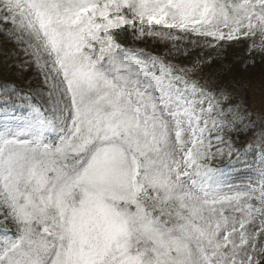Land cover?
Wrapping results in <instances>:
<instances>
[{
    "label": "snow or ice",
    "instance_id": "obj_1",
    "mask_svg": "<svg viewBox=\"0 0 264 264\" xmlns=\"http://www.w3.org/2000/svg\"><path fill=\"white\" fill-rule=\"evenodd\" d=\"M0 35L42 80L0 82V264H264V109L122 42L264 58V0H0Z\"/></svg>",
    "mask_w": 264,
    "mask_h": 264
},
{
    "label": "rangeland",
    "instance_id": "obj_2",
    "mask_svg": "<svg viewBox=\"0 0 264 264\" xmlns=\"http://www.w3.org/2000/svg\"><path fill=\"white\" fill-rule=\"evenodd\" d=\"M3 40L8 43L10 53L17 59L16 67L19 83L25 86L28 92L34 91L42 84L37 69L34 65L25 63L28 58L23 55L15 44L9 43L4 36ZM176 43L178 47L173 48V42L171 41L165 42L149 37H145L141 41H134L130 35L124 42L126 46L140 48L145 52H153L155 53L154 55H159L165 59H171L184 67L192 68L195 65L196 71L202 68H208L211 64L216 63L220 68L214 70L226 72L223 79V84L225 85L232 83L234 79L248 77L256 70L255 64L258 63L260 59H264L259 53H249L248 49L251 41L244 38L240 41L221 42L224 47L221 48L217 46L216 49L206 48L203 45L196 46L188 42ZM237 53H242V55L238 56ZM230 58L236 62V65L233 67H231L232 65L229 63ZM251 159L252 158L249 156V163ZM246 171L247 167L244 161H241L229 170L227 178L234 182L243 180V174Z\"/></svg>",
    "mask_w": 264,
    "mask_h": 264
},
{
    "label": "trees",
    "instance_id": "obj_3",
    "mask_svg": "<svg viewBox=\"0 0 264 264\" xmlns=\"http://www.w3.org/2000/svg\"><path fill=\"white\" fill-rule=\"evenodd\" d=\"M15 62L16 59L9 53L7 44L2 40L0 35V82L14 83L18 89L27 93L26 88L18 81ZM230 64H234V62L231 61ZM259 64L257 67L261 71V65H264V62H260ZM197 73L206 79L218 82L222 86L225 85L223 84L224 75H226L224 71H213L212 69L207 70L203 68L197 71ZM227 86L233 87L239 96H246L252 109L256 111L264 109V71L246 78L234 79ZM249 139V136L241 135L238 147H243Z\"/></svg>",
    "mask_w": 264,
    "mask_h": 264
}]
</instances>
